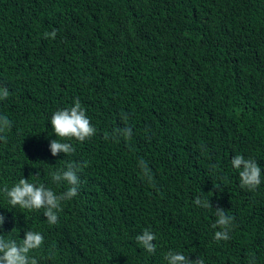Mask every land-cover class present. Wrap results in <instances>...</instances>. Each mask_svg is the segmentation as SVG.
<instances>
[{"label": "trees", "instance_id": "1", "mask_svg": "<svg viewBox=\"0 0 264 264\" xmlns=\"http://www.w3.org/2000/svg\"><path fill=\"white\" fill-rule=\"evenodd\" d=\"M0 264H264V0H0Z\"/></svg>", "mask_w": 264, "mask_h": 264}]
</instances>
